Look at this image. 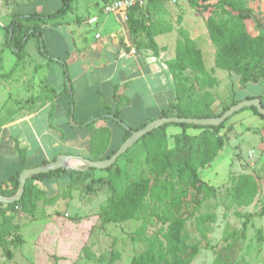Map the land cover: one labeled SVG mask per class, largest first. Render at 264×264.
<instances>
[{
  "label": "rangeland",
  "instance_id": "obj_1",
  "mask_svg": "<svg viewBox=\"0 0 264 264\" xmlns=\"http://www.w3.org/2000/svg\"><path fill=\"white\" fill-rule=\"evenodd\" d=\"M90 1L94 2L73 0L72 10L58 19V22L63 23L60 31L48 26L41 33V38L32 36L22 51V58L17 61L16 54L5 46L6 26L16 15L38 11L39 5L43 7L42 13L55 12L62 6V1L0 0V136L4 134L0 145L7 136L16 138L20 147L27 150L25 151L30 168L42 166V161H48L46 164L53 162L55 156L90 158L87 137L93 136L92 132L97 126L106 125L111 130L123 133L109 119L96 121L92 130L82 125L83 119L94 118L103 109L96 90L105 91L109 83L118 82V70L122 65L131 68L132 64L130 61L123 63V59L117 60L112 40L108 38L101 24L102 16L99 17L98 25L86 23L95 14L94 5L91 7ZM183 1L189 4L188 8L185 9L178 3L170 4L166 0L156 2L149 11V18L145 19L146 25L151 24L152 28L133 38L137 45V54L150 52L162 63H159L157 73H149L145 79L137 77V81L135 79L131 82L128 93H137L139 100L137 103L132 101L129 106H121L118 114V120L128 128H142L156 117L160 108L158 105L165 101V96L171 90L168 75L163 68L165 65L169 73H172L175 85L180 82L185 88L190 84L194 87L192 92H185L188 98L186 102L198 100L208 92L213 99L212 106L218 102L214 109L216 114L221 112L223 106L229 105L230 102L223 104L222 101L227 95L240 102L249 93L262 95L261 86L264 83H251L239 90L229 76L217 77V85L212 88L197 83L191 70L185 68L176 58L175 44L183 40L178 32L183 29L202 49L203 62L210 68L205 18L211 9L204 12L191 7V0ZM217 1L194 0L201 8L207 4L213 6ZM246 2L252 13L263 15L264 18L263 0ZM115 14L118 13L106 16L110 20ZM76 19L85 21L81 26L83 39L71 37L68 33V29L75 30ZM22 22L27 28H32L35 23L38 26L36 28L40 25L39 21H34L31 25L27 21ZM48 24L54 26L53 22ZM157 30L167 33L158 36L155 33ZM95 33H99L102 39L96 41ZM42 42L49 55L63 54L64 51H68L70 55L68 76L73 92L76 91L75 104L70 108L73 123L66 118L70 87L64 74V66L51 61L48 67H39L46 59L38 47ZM80 45L86 47L85 49L93 48V54L83 60L88 67L87 71L82 68L85 67L83 61L75 52ZM14 64L17 66L16 74L10 79L1 77L2 74L10 72ZM230 73L237 77L228 72ZM81 74L83 76L77 79V75ZM38 85L54 89L48 104L42 99V106L33 109L37 106L31 107L25 102L17 101L19 97L26 100V96H29L28 86H36L37 89ZM163 96L165 99L161 98ZM261 99L264 104V97ZM48 124L52 129H49ZM61 127L66 138L64 141H60V135L56 131V128ZM254 132L234 137L236 140L232 139V147L239 145V155L248 163L240 166L241 171H232L227 184L213 187V192L208 196L194 190L188 183L174 178L170 183L169 198L165 202H157L152 197H147L143 209L136 217L123 223H104L101 211L111 196L110 185L121 192L130 181L148 175L144 154L140 149L123 154L115 163L116 169L112 173L89 169L83 175L72 177L60 174L57 181L47 185L36 181L38 199L33 217L13 213V224L18 227L12 229L6 239H16L19 243L10 246L13 254L10 259L5 256L0 246V264H131L133 257L147 247V239L161 238L168 226V219L174 216L185 220L184 237L190 248L196 250L188 264H233L246 248L250 249L253 244L264 241V215H255L264 206V152L256 149L259 137ZM166 133L168 136V132ZM114 137H117L116 134ZM171 145L169 143L168 148ZM250 149L254 154L248 158ZM78 167L84 168V165ZM1 168L0 178L5 179L8 172L4 166ZM242 171L255 174L253 176L257 179L260 191L249 207H237L231 202L236 178ZM156 181H153V186ZM203 219H206L205 222ZM136 232L139 235H136L135 240L133 235Z\"/></svg>",
  "mask_w": 264,
  "mask_h": 264
},
{
  "label": "trees",
  "instance_id": "obj_2",
  "mask_svg": "<svg viewBox=\"0 0 264 264\" xmlns=\"http://www.w3.org/2000/svg\"><path fill=\"white\" fill-rule=\"evenodd\" d=\"M61 1L62 6L53 13L16 15L8 26H6L5 46L16 54L17 61L20 60L22 51L32 36L41 38L42 25L49 22H53L54 25H59L58 19H61L72 10L73 0ZM204 1L207 2L208 0ZM190 5L199 10L202 9L204 12L211 9L210 16L206 19L205 25L209 40L215 49V68L234 73L239 77V83L242 86L249 83L264 81V32H260L256 37H251L247 33L244 21L248 18V12L250 10L247 7L246 0H218L215 5L211 6L207 4L203 8L199 7L194 0H191ZM133 13H137V19L132 16ZM149 16L150 14L145 8H135L127 13V22L130 34L133 37H137L142 32H146L148 29L152 28L151 24L147 26L145 23V19H148ZM22 21H39L40 25L39 28H36L38 26L35 23L32 28H27L24 27ZM178 32L183 40L175 44L176 58L181 61L185 68L191 70L196 76L199 85L210 88L216 86V78L211 72L207 71L204 66L201 49L194 40L187 36V33L183 29H179ZM155 33L159 35L163 33V31L157 30ZM38 47L39 50H42L41 52L46 59L58 62L64 66V74H66L68 79L67 82L70 87L69 97L71 108V106H74L75 102L73 98V89L69 81L66 58L61 59L49 55L44 48L43 42L41 45H38ZM15 66L16 64H14L10 72L2 74L1 77L10 75ZM188 83L190 82L188 81ZM175 88L176 102L172 103L167 109L162 110L158 118L175 116L190 119H211L221 116L229 107L240 102L234 100L229 105L223 106L221 112L216 114L211 108L213 99L208 92L198 100L186 102L188 98L185 92H192L194 89L192 84H190L188 88H185L183 84L177 82ZM247 99L252 98L248 97ZM261 103L263 104L262 101ZM102 107L104 109L102 113L95 115L94 118H88L82 125L92 130L96 121L100 119H109L115 122L123 133L118 145L107 152L106 150L110 144V131L106 128L93 130L89 150L91 157L88 158L93 161L110 158L131 135V131L123 129L115 121L116 118L118 119V112L116 110H112L104 104ZM249 110H252L255 115L259 116L264 121V117L260 116L254 108H250ZM110 115L114 118H110ZM70 116H72L71 109L69 112V117ZM230 119L231 118L227 119L218 126L211 127L188 124H167L143 136L126 153L134 149H140L144 154V162L148 168V175L130 181L121 192L110 185L112 191L111 196L101 211L103 222L123 223L134 219L143 209L147 197H152L157 202H165V200L169 198L170 183L174 178L182 183H188L194 190L203 192L209 196L210 193L213 192V187L201 180L199 171L211 163L223 148L224 138L221 136L220 132ZM153 120L154 119H152V121ZM171 125H177L181 127L183 131L173 136L174 146L168 148L166 129ZM189 128L198 129L200 133L196 136H189L186 134V130ZM228 130L230 131V128H227V131ZM16 150L20 158L19 168L7 181H0V196L5 198L13 197L17 193L19 174L22 170L30 168L26 162V151L20 149L17 145ZM55 159L56 158L53 160ZM44 164H46V161L42 162V165ZM114 169H116L115 164L106 170L112 173ZM84 172L85 171L78 170H57L47 174H38L26 181L23 195L19 201L7 205L0 203V246L6 257L9 259L12 258L13 254L10 246L19 243V240L16 239H6L7 234L12 229L18 227L13 224V213H23L29 218L33 217L38 199L37 192L35 191V182L39 181L47 185L57 181L60 174L72 177L73 175H83ZM161 178L163 179L160 180ZM153 181H156L155 186H153ZM258 193L259 186L255 176L246 173L240 174L238 178H236L235 186L231 194V202L237 207H249L254 203ZM9 212L12 214L8 215ZM256 215L259 217L264 215V206ZM205 220L206 219H203L202 221L205 222ZM168 221V226L161 234V238L147 239V247L133 257L131 264L189 263V258L196 254V250L190 248L184 237L185 220L181 217L174 216L168 219ZM136 235L139 234L136 232L133 235V239L135 240Z\"/></svg>",
  "mask_w": 264,
  "mask_h": 264
},
{
  "label": "crops",
  "instance_id": "obj_3",
  "mask_svg": "<svg viewBox=\"0 0 264 264\" xmlns=\"http://www.w3.org/2000/svg\"><path fill=\"white\" fill-rule=\"evenodd\" d=\"M110 1H112V0H94V2L90 1L91 7L94 5L93 8H95V14L90 16L86 23L88 25H98L99 17L102 16L103 22L102 23L100 22V23L102 24L104 30L106 31L105 33L107 34L108 38L110 40H112L113 50L116 53L117 60L123 59V63H125L127 61H130L132 63L131 68H125V66L122 65L123 67L118 70V74H119V78H120L118 82L109 83L107 85V88L105 91H104V89L96 90L98 101L101 104V106L104 104V105L108 106L110 109L116 110L119 114L121 106H123V105L129 106L132 103V101L137 103V101L139 100L137 93L136 94L135 93L134 94L128 93L131 82L135 79L137 81V77L145 79V77L149 73H153V72L157 73L158 65H159V63H162V62H160V59L158 57L150 54V52H146L143 54H137V45L133 41V38H135V37H133L130 34L129 25H128L127 20L124 17L123 12H119L118 14L113 15L114 18H111L110 20L106 16L107 14H103L101 12V8L103 7V5L105 3L110 2ZM158 1L161 2L162 0H149L144 8L147 9V11L149 13V11H151L153 9L154 5ZM178 4L181 5L185 9L189 7V4L184 2L183 0H179ZM37 8H38V11H34L33 13H35V14L53 13V12L42 13L43 7L40 5ZM26 14H28V13H26ZM132 16L136 17V19H137V13H133ZM208 16H210V12L208 13ZM208 16H206L205 21L208 18ZM93 18H96V22L90 23V20ZM33 22L34 21L26 22V23L31 24ZM59 22H58L59 25H54V26L49 25L48 23L42 25L43 28L41 29V32H43V30L45 28H48V26H52L51 28H55L56 31H58V30L60 31L63 23L62 22L59 23ZM84 23H85V21L80 20V19H76L74 21L75 30L68 29V33L70 34V36L71 37L76 36V38L83 39V35L81 32V26ZM244 25H245V29H246L247 33L251 37H256L260 32H264L263 15L259 16L257 13H252L251 11H249L248 12V18L245 19ZM56 31H55V34L58 36L59 34ZM206 32H207V30H206ZM164 33H167V32L163 31V33L159 34L158 36H161ZM96 35H99V38H96ZM207 36H208V33H207ZM94 39L96 41L101 40L102 36L99 33H95ZM208 45L209 46H208L207 54H209L208 56H209V59L211 60L210 61L211 65L209 68V67L205 66V64H204L206 70L211 72L215 78H217V77L221 78V77L229 76L230 79L233 80V84H236L237 88L239 90H243L244 87L247 86L248 84L242 86L239 83V77L238 76L235 78L231 75V73L228 74V72H226V71L218 70L215 68V64L213 62V58L215 55V49L209 40V36H208ZM85 48L86 47H83V45H80L75 50L76 54L78 55V57L79 56L81 57L82 61L84 59H86V56L88 57L89 55L93 54L92 53L93 48H91V49H85ZM201 52H202V58H203L204 52L203 51H201ZM22 55H23V53L21 54V58H22ZM54 57L61 58V59L66 58L67 65L70 66L69 65L70 55H69L68 51H64L63 54L54 55ZM23 60H25L24 57H23ZM50 64H51V61L49 62V60L45 59L43 62H41V64H39V67H42V66L48 67ZM163 64H165V63H163ZM132 65L134 66V68H132ZM83 66L86 67L84 61H83ZM13 67H14V65H13ZM16 67L17 66H15V68L11 72L12 75L10 74L11 76H9V75L7 76L8 77L7 79H10V77H13L16 74L15 73ZM85 67H82V68L85 71H87L88 67H86V68ZM163 68H165V71L168 75L169 87L171 90L168 92L169 94L165 96L166 99L164 98V96L161 97V98L165 99V101L158 105V107H160V108H159L154 120L158 119V116L162 110L167 109L172 103L176 102V92H175L176 88H175L174 78L172 76V73H169V70L166 68V65ZM30 74H31V71H30ZM23 75L24 74H22V76ZM82 76H83V74H81L80 76L77 75V79L79 77L81 78ZM23 79H25V78L23 77ZM71 82L74 83L73 78H71ZM260 83H264V81H262ZM249 84H251V83H249ZM233 86H235V85H233ZM28 87L30 88V89H28V92L30 91V94H29V96H26V100L21 99L19 97V95H15L16 97H19V99H17V101L25 102V103L29 104L31 107L37 106V108H33V109H38L42 106V103H40L42 99L46 100L44 102H47V104L49 103L48 101L52 99V95L54 93V89L52 87L42 88L41 86H39V87H37V89H36V86H28ZM228 88H230V87H228ZM75 93H76V91L73 92L74 101L76 98ZM261 94L262 95L249 93L244 98H245V100L248 97L259 98L262 101L261 98L264 97V84H262V86H261ZM9 97L11 98L12 94H10ZM234 100H236L234 97H231V96L228 97V95H227V97H225V99L222 101H223V104H224V102L226 104L229 102L231 103ZM67 103H68L67 104L68 109H67L66 118H67L68 122H70V120H69L70 97L68 98ZM217 104H218V102L214 103V105L211 107L212 110L216 109ZM24 105H26V104H24ZM220 106H221V104H220ZM25 107H27V106H25ZM101 110L102 111H100L99 113H102L104 111V109H102V108H101ZM99 113H97V114H99ZM72 116H73V114H72ZM88 118L83 119L82 122H85ZM48 127H49V129H52V126L50 124H48ZM103 128L108 129L111 133L110 144L106 150L107 152H109L111 149L115 148L118 145L119 140H120V139L118 140V137L120 138L122 136V134H121V132H118L117 130L116 131L111 130V128H109L106 125L97 126V128H95V130H100ZM227 128H230V131L229 130L227 131ZM56 131L60 135V141H64L66 138H65L64 133L62 132L63 128L62 127L56 128ZM182 131H183V129L177 125H171L166 129V132H168V136L166 133L167 142H168V144L172 143L170 148H172L174 146L173 136L182 133ZM254 131L257 133V136L259 137V141H258L256 149L259 152H264V121L259 116L255 115L252 110H249V109L243 110V111L239 112L238 114L233 115L231 117V119L228 121L227 125L224 127V129H222L220 132L221 136H223V138H224L223 148L219 151V153L217 154V156L215 157V159L211 163H209L206 167H204L203 169H201L199 171V176H200L201 180L203 182H205L206 184H208L209 186L214 187V188H217V187H220L222 185L227 184L229 181V177L231 176V172L232 171L236 172L238 170L241 171L242 169L240 166L248 163L245 160L241 159V156L239 155V150H238L239 145L232 147V145H231L232 139H235L234 137L243 136L245 133H252ZM199 133H200V130H198V129L189 128L186 130V134L189 136H196ZM115 134L117 137H114ZM3 136H4V134H2L0 136V139H2ZM169 138H170V140H168ZM90 139H91V137H87L88 151L90 150ZM16 145L20 149H24V148L20 147L16 138H11V137L7 136L5 141L1 142V145H0V174L2 172L1 167L4 166L5 170L8 172V175H7V178H5V179L0 178V181H7L10 178V176H12L16 172V170L19 168V165H20L19 159L20 158H19V154L16 150ZM24 150H26V149H24ZM253 154H254V151L250 149L248 151V158L251 157ZM54 158H57V157L55 156ZM26 162L28 165L29 162H28L27 153H26ZM42 162H44V161H42ZM46 162H48V161H46ZM249 164L252 168L254 167L252 163H249ZM245 173L250 174V173L242 171V174H245ZM252 175H255V174L253 173ZM259 193H260V191H259ZM255 215H256V213H255ZM233 264H264V241L257 242L255 244H253L250 249L246 248L245 252H242L237 256V258Z\"/></svg>",
  "mask_w": 264,
  "mask_h": 264
},
{
  "label": "water",
  "instance_id": "obj_4",
  "mask_svg": "<svg viewBox=\"0 0 264 264\" xmlns=\"http://www.w3.org/2000/svg\"><path fill=\"white\" fill-rule=\"evenodd\" d=\"M254 108L257 113L264 117V106L259 98L246 99L241 101L231 107H229L221 116L211 118V119H190V118H179L175 116L171 117H161L145 125L139 130H131L124 123H122L117 118L115 121L125 130L131 131V135L121 144V146L116 150V152L108 159L105 160H89L81 157L74 156H59L53 162L46 165L38 166L35 168H26L22 170L18 178V190L17 193L10 198H5L0 196V203L7 205L10 203L17 202L21 199L26 181L33 176L38 174H47L49 172H54L57 170H78L86 171L89 169L106 170L113 166L119 157L125 154L129 149H131L134 144H136L143 136L152 130L167 124H188L196 125L201 127H211L218 126L224 123L227 119L231 118L233 115L239 113L243 109ZM110 118H114L112 115ZM69 120L73 123V117L70 116ZM79 165H84V168H79Z\"/></svg>",
  "mask_w": 264,
  "mask_h": 264
},
{
  "label": "built area",
  "instance_id": "obj_5",
  "mask_svg": "<svg viewBox=\"0 0 264 264\" xmlns=\"http://www.w3.org/2000/svg\"><path fill=\"white\" fill-rule=\"evenodd\" d=\"M149 0H112L105 3L101 8L103 14L123 12L127 20V13L135 8H144ZM170 4H176L179 0H166ZM96 22V18L90 20V23ZM99 38V35H96Z\"/></svg>",
  "mask_w": 264,
  "mask_h": 264
}]
</instances>
